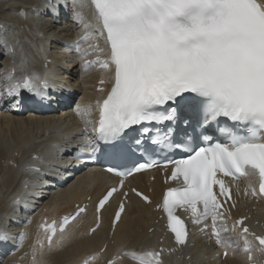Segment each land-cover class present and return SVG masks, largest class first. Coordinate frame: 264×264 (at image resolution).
I'll use <instances>...</instances> for the list:
<instances>
[{"label": "snow or ice", "instance_id": "6c2138e0", "mask_svg": "<svg viewBox=\"0 0 264 264\" xmlns=\"http://www.w3.org/2000/svg\"><path fill=\"white\" fill-rule=\"evenodd\" d=\"M46 7L56 16L61 7L68 9L69 0H48ZM85 7L91 10L87 21L82 11ZM71 14L84 29L74 46L82 61L81 78L94 64L110 73V90L96 101L99 121L93 130L96 146L90 155L101 151L100 144H104L110 146V154L122 156L125 137L138 130L140 135H147L153 125L164 126V134L158 133L152 143L186 154L165 162L173 165L169 179L182 177L184 182L182 188L167 189L162 202L175 243H188L184 222L174 215L176 207L187 204L194 215L193 223L211 219L209 239L223 249L224 257L242 252L249 264H256L253 252L264 254V235L251 231L245 225L246 217L234 225L240 230L242 247L226 235L231 230L217 223L218 219H225V212L221 211L223 204L214 188L218 187L219 195L230 200L229 188L218 173L234 180L258 175V191L250 182L245 195L250 189L253 197H264V0H71ZM89 40L103 41L104 47L89 44L90 54H102L103 60L90 61L81 55L80 44ZM0 48L14 55L3 37ZM27 64L22 54L20 64H14L12 71L0 77L6 82L3 95L18 98L25 91L41 99L47 95L46 75L29 71ZM16 71L23 75L15 76ZM100 83L105 81L101 79ZM18 104L17 99L12 107ZM75 111L84 116L90 114L91 107L77 105ZM177 130L188 139L173 142ZM153 166H159L158 162L141 163L126 171L109 167L106 171L128 176ZM25 170L39 171L33 166ZM122 187L123 180L100 199L96 207L97 228L101 209ZM131 192L149 202L135 188ZM128 195L123 193L125 198ZM198 203L202 211L198 210ZM124 211L125 203L121 201L112 220L113 230ZM84 212L86 206L63 217L59 235L55 221L40 226L45 230L49 251L63 248L73 237L67 226ZM207 227L205 224L201 231ZM95 231L96 228L90 229ZM7 239L8 235L0 230V241ZM37 242L43 255L44 242ZM162 252L163 249H149L125 255L136 264H163ZM84 264H88L87 259Z\"/></svg>", "mask_w": 264, "mask_h": 264}, {"label": "bare ground", "instance_id": "6f19581e", "mask_svg": "<svg viewBox=\"0 0 264 264\" xmlns=\"http://www.w3.org/2000/svg\"><path fill=\"white\" fill-rule=\"evenodd\" d=\"M9 1L11 3L7 6ZM39 1L14 0L12 2L11 0H0V14H2V16L0 15V25L3 26V29L0 30V37L6 39L14 50V55L6 54L4 56L5 51L0 48L4 52V54H0V77L9 73L10 67L8 66L20 64L22 54L28 61L27 67L29 71L37 70L38 73L45 75L50 67H58L63 70V74L72 75L77 73L75 65V62H79L77 52L74 50L73 55L70 56L62 48V43L67 42L68 39L76 42L75 35H72L76 22L72 19L71 4L68 10V17L66 18L64 13H61L59 17L62 24L68 28H65L64 32L57 35H50L52 27L47 22L48 15L46 13L35 14L32 12V9L35 8L42 9L38 4ZM16 3L19 5L17 14L10 8L11 6L15 7ZM86 10L87 8L85 7L82 11ZM81 26L82 24L79 27ZM80 47L82 49V46ZM57 50H61L60 52L62 53L59 55ZM2 58H4L3 61ZM46 59L50 60L47 67L44 66ZM78 71L81 84L77 89L80 92L76 96L73 107L59 108V104L49 100L46 105L47 110L55 107L57 109L56 112L38 115L32 114L27 109L25 114H17L15 111L20 109V103L16 108L12 107L13 104L8 105L17 98H12V100L8 98V101H0V229L6 227L5 223L9 219L8 216L12 215L14 211V198H23L25 196L21 189L23 178L26 177L28 179L31 191H34L39 184L36 180L37 177L32 178L29 174L23 173V162L33 155H38V165L44 168L43 173L57 171L59 165V162L55 159L57 156L60 155L61 159H64L65 162L68 161L66 159L67 156L62 155L59 146L68 147L78 138L77 129L69 126V131H66L63 129L64 124L70 120L80 130L82 128L87 130L88 122L91 121L97 111L94 99L100 93L96 92L94 88L98 76L103 75L106 77L107 72L93 70L85 73L83 78H81L79 68ZM14 75L19 77L23 73L16 71ZM48 75L52 83L62 82L64 85L73 88V85L65 83L63 80L53 82L56 79L55 75L51 73ZM5 83L0 82L2 91ZM77 105L81 107L90 106V114L78 115L75 111ZM81 136H87L85 131L81 132ZM143 182L144 175L140 174L132 177L127 183L146 189L147 186L141 184ZM109 184L110 179L108 176L100 174L95 169H90L88 172L78 173L68 183L56 186L47 193L46 198L31 216V222L25 227L26 233L19 248L14 250L12 245L14 241L10 239L8 245L0 253H13L7 261H15V264H79L85 256L97 252L103 243L107 241L108 244L104 253L96 255L88 262V264H105L107 260L121 251L138 250L146 242L149 246L157 249L159 246L158 236H153L147 232L153 226L150 224L154 220L153 212L149 206L143 205L134 199L130 200V205L126 208L111 238H106L109 227L108 212L112 208L110 205L103 210L101 223L91 236L87 235V231L94 225L95 220L89 208L85 215L79 217L68 226V229L73 232V237L66 242L63 248L49 251L47 246L44 245L43 255L41 250L39 251V248H36L37 241L41 240L43 236L36 227L38 221H41L45 216H59L72 211L74 203L85 200L87 197L96 198ZM153 185V194H156L160 191L159 182H155ZM41 193L43 192H38V194ZM17 214L15 213L13 216ZM31 258L33 262L29 261ZM245 258V254L237 252V254L229 255L223 260L219 257L211 259L209 252L206 251L202 264H246ZM7 261L5 264H7ZM180 263L179 261L177 262V264ZM114 264L133 263L119 260Z\"/></svg>", "mask_w": 264, "mask_h": 264}, {"label": "rangeland", "instance_id": "374dc122", "mask_svg": "<svg viewBox=\"0 0 264 264\" xmlns=\"http://www.w3.org/2000/svg\"><path fill=\"white\" fill-rule=\"evenodd\" d=\"M11 2L9 1L8 2V4H7V6H9V4H10ZM19 7V5L16 3L15 4V7L14 6H11L10 8L12 9V11L15 13L16 12V14L18 13V8ZM10 14H12L13 15V13L12 12H10ZM1 16H2V14H0ZM1 18H3V17H1ZM14 18H16V16H14ZM60 25H63L62 23L60 24ZM66 26V25H65ZM64 25H63V27H65ZM57 28H59V27H56V28H52L51 29V33H50V35H57L58 33H62V32H64V30H56ZM68 28V27H67ZM66 28V29H67ZM63 29V28H62ZM56 31H58L56 34H54ZM73 31V30H72ZM4 32H5V30H4ZM69 32V31H68ZM36 34V33H35ZM75 35V34H74ZM62 39H64V38H62ZM61 51V50H60ZM59 50H57V53H59V55L62 53V52H60ZM4 54V53H3ZM2 55V54H1ZM6 55V53L4 54V56ZM57 57H59V56H57ZM55 59V58H54ZM73 125V124H72ZM68 126H71L70 124L68 125ZM72 127H74V125L72 126ZM1 162V161H0ZM206 253V252H205ZM11 254H13V253H11ZM4 258V257H3ZM2 258V259H3ZM12 258V257H11ZM203 258H204V256L202 257V259H200V261L197 263V264H202L203 263ZM6 261L7 260H5V262L3 263V264H5L6 263ZM190 261H191V259H190ZM15 264V261H12V260H9V261H7V264ZM1 264V263H0ZM180 264H182V263H180Z\"/></svg>", "mask_w": 264, "mask_h": 264}]
</instances>
